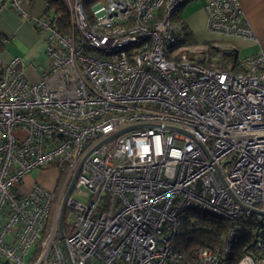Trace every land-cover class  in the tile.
<instances>
[{
	"label": "built area",
	"instance_id": "2783aa9c",
	"mask_svg": "<svg viewBox=\"0 0 264 264\" xmlns=\"http://www.w3.org/2000/svg\"><path fill=\"white\" fill-rule=\"evenodd\" d=\"M186 1L62 0V32L55 9L0 0L44 33L49 62L31 82L0 60V264H264V40L237 72L171 51ZM203 10L209 33L255 41L239 0ZM48 167L51 188L20 190ZM186 227L222 228L188 248Z\"/></svg>",
	"mask_w": 264,
	"mask_h": 264
},
{
	"label": "crops",
	"instance_id": "0c3cea01",
	"mask_svg": "<svg viewBox=\"0 0 264 264\" xmlns=\"http://www.w3.org/2000/svg\"><path fill=\"white\" fill-rule=\"evenodd\" d=\"M206 1L208 0H188L182 8L181 17L191 32L192 37L195 40H199L204 35H208L209 38H213L219 42L218 46L225 44L233 45L237 48L243 47L250 51L247 56L254 54L264 40V0H239L245 20L255 35V41L253 42L244 39H226L209 33L205 28L206 17L203 10V5ZM32 2L33 0L22 1L25 8L27 5L32 7ZM28 11L29 15L35 18L40 17L46 11V3L43 8L35 7L31 10L28 9ZM3 37H8L9 40L5 44H0L1 59L9 61L14 57H19L23 60L22 70L25 78L31 82L37 81L39 74L46 71L49 67V62L44 51V33L33 25L32 20L20 17L12 9H1L0 40ZM50 169L55 170L52 167L38 169L42 175L37 180L46 186L54 185L57 179L56 170L54 177L50 180L45 175ZM35 182L37 181H32L29 174H27L23 178L20 190L22 192L28 191Z\"/></svg>",
	"mask_w": 264,
	"mask_h": 264
},
{
	"label": "trees",
	"instance_id": "16d2710c",
	"mask_svg": "<svg viewBox=\"0 0 264 264\" xmlns=\"http://www.w3.org/2000/svg\"><path fill=\"white\" fill-rule=\"evenodd\" d=\"M46 3V11L50 10V9H55L58 13L61 14V21L59 23V29L62 32L66 31V19H67V15H66V11L65 8L63 6V2L62 0H44ZM83 8L85 11L89 10V5L94 2L95 0H80ZM185 4H183L182 6H180L179 8H177L170 16V21L178 24L181 26L182 30L184 31L185 34V39L183 41V44H188V45H193L195 43V40L193 39L191 32L189 31V29L187 28V26L185 25V23L183 22V19L181 17V11L182 8L184 7ZM179 43H174L169 45V48L171 51H175L178 47H180ZM208 51H210L212 49V51L217 52L218 54H220V56L222 57L220 61L217 62H210L209 60H205V61H200L201 65H203L204 67L207 68H219L222 70H229L227 65L230 64L231 65V69H234V71H240V68H238V62L236 60V50L231 46V45H221V46H210L207 48ZM211 51V52H212ZM203 53V52H202ZM222 227H217L216 232L214 233V231H208L206 229V231L203 230H193V229H189V228H185V234L187 235L185 241H186V246L188 248H193L196 247L199 244H208V242L211 240L212 241V233L219 234V231L221 230ZM64 233L66 234L67 231L69 230V225H66L64 223V227H63Z\"/></svg>",
	"mask_w": 264,
	"mask_h": 264
},
{
	"label": "rangeland",
	"instance_id": "374dc122",
	"mask_svg": "<svg viewBox=\"0 0 264 264\" xmlns=\"http://www.w3.org/2000/svg\"><path fill=\"white\" fill-rule=\"evenodd\" d=\"M23 0H21V3H22ZM33 6L32 7H29L28 5V9L31 10L32 8H43L45 6V3L43 0H33ZM27 6L26 8L23 6V3H22V7H23V11H25L26 13L29 12L28 9H27ZM185 6V5H184ZM19 15V14H18ZM22 17V16H20ZM34 25V24H33ZM194 39V37H193ZM195 40V39H194ZM218 41H215L213 38H209L208 35H204V37L202 38H199V40H195V43L193 45H195L197 48H195L198 52H196L197 55H199L200 51L203 52L200 54L201 56V59L203 61L205 60H209L210 62H217V61H220L221 60V56L220 54H218L217 52H214L212 51V49L210 51H208V47L210 46H218ZM185 46H188V44H183L181 45V47H185ZM233 46V45H232ZM234 47V46H233ZM235 50L237 51L236 53V60L237 62H240L244 57H246L248 54H249V50H246L244 49L243 47H239L237 48L236 46L234 47ZM212 51V52H211ZM191 55V54H190ZM0 60L4 63L8 62V61H3L0 57ZM201 60V61H202ZM228 69L231 70V71H234V69H231V65L228 64L227 65ZM236 72V71H235ZM49 172H47L45 175L48 177V179H52L55 175V170L53 169H50L48 170ZM42 174L39 173V170L38 169H34L32 170L30 173H29V177L32 179V181H37L39 184L47 187V188H51L53 185H50V186H46L44 184H42L41 182H39L37 179L41 176ZM72 197H74L75 199H80V200H83V198L81 197H78L75 193H72ZM73 219V214L71 213L70 210H66V215H65V221L64 223L66 225H69L71 224V221ZM262 222H264V219H262Z\"/></svg>",
	"mask_w": 264,
	"mask_h": 264
},
{
	"label": "water",
	"instance_id": "95a60500",
	"mask_svg": "<svg viewBox=\"0 0 264 264\" xmlns=\"http://www.w3.org/2000/svg\"><path fill=\"white\" fill-rule=\"evenodd\" d=\"M79 167H80V165L75 170V172H74V174H73V176L69 182L68 188L66 190V193H65L63 201H62V205H61V209H60V213H59V218H58V234H59L61 244H62L64 250H65V246H64L63 221H64V213H65V204H66L67 197L69 196V194L72 190V187H73L74 181L76 179Z\"/></svg>",
	"mask_w": 264,
	"mask_h": 264
}]
</instances>
